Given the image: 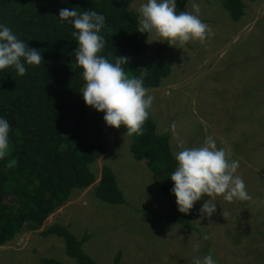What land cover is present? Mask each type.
<instances>
[{
  "label": "rangeland",
  "instance_id": "obj_1",
  "mask_svg": "<svg viewBox=\"0 0 264 264\" xmlns=\"http://www.w3.org/2000/svg\"><path fill=\"white\" fill-rule=\"evenodd\" d=\"M144 0H135L136 10ZM200 19L210 29L204 41L170 46L149 34L147 48L131 62L146 66L161 57L171 65L154 97L150 115L157 134L168 133L172 153L215 140L229 160H237L236 175L244 180L249 199L225 201L215 197L211 217L199 211L209 197L195 202L193 226L167 223L169 205L147 169L133 158L124 126L102 123L109 142L105 155L91 165L97 178L103 165L116 175L125 203L109 204L94 194L97 181L73 190L69 200L43 223L28 224L15 239L0 246V264H41L53 258L75 264L62 238L42 236L54 223L77 238L88 235L85 253L100 264H112L121 251L122 264H193V257L211 252L218 264H264V0L245 1V14L233 21L220 0H196ZM186 0L181 11H193ZM175 128H172V125ZM210 238L204 240L203 236ZM199 245V252L194 251ZM207 249L205 250V248Z\"/></svg>",
  "mask_w": 264,
  "mask_h": 264
},
{
  "label": "trees",
  "instance_id": "obj_2",
  "mask_svg": "<svg viewBox=\"0 0 264 264\" xmlns=\"http://www.w3.org/2000/svg\"><path fill=\"white\" fill-rule=\"evenodd\" d=\"M134 1L0 0V23L10 26L18 38L28 43L30 49L38 50L43 58L39 66L26 64L23 76L17 75L14 68L0 71V116L11 125L12 145L10 154L0 160V246L15 239L28 224L43 225L69 200L73 190L85 189L97 179L94 194L98 199L115 205L125 203L111 167L103 165L99 178L91 169L109 148L108 140L100 136L104 113L83 101L84 81L82 69L75 61L74 29L68 21L60 20L58 13L68 8L91 9L105 15L106 26L101 34L106 45L100 54L112 61L115 56L126 57L127 64L122 66L126 73L143 77L147 89L157 88L169 76L170 63L163 57L146 66L129 60L147 48L148 34L136 31L138 13L130 9ZM245 1L257 0H220L233 21L244 16ZM185 2L176 0L177 11ZM129 138L133 158L146 160L155 184L167 198L169 208L162 214L165 221L196 230V204L189 214L180 213L171 192L173 182L168 178L176 161L169 134H157L156 123L149 115L142 135ZM12 159L16 164L8 167ZM41 235L62 238L66 254L75 264H100L83 250L88 235L79 239L58 223L45 228ZM40 263L64 264L53 258H41ZM112 264H122L121 251Z\"/></svg>",
  "mask_w": 264,
  "mask_h": 264
},
{
  "label": "clouds",
  "instance_id": "obj_3",
  "mask_svg": "<svg viewBox=\"0 0 264 264\" xmlns=\"http://www.w3.org/2000/svg\"><path fill=\"white\" fill-rule=\"evenodd\" d=\"M192 9L191 12L177 11L176 0H144L136 9L139 17L136 31L154 34L160 37L159 41L175 47L190 40L204 41L210 29L200 19L196 0H193ZM58 18L68 21L74 29L72 36L77 43L75 61L82 69L84 85L81 94L85 104L103 112L108 126L120 128L123 125L127 135H142L154 97L148 95L143 77L126 73L122 67L127 64L126 57L115 56L112 61L100 54L106 45L101 34L106 26L105 15L91 9L77 11L64 8L59 10ZM42 61L38 50L30 49L10 26L0 23V71L14 68L17 75L23 76L26 64L39 66ZM172 128H175L174 124ZM10 131L9 121L0 116V160L10 154ZM174 160L176 167L168 179L173 182L171 192L176 197L180 213L189 214L203 195L209 198L199 211L206 217H211L216 211L217 196L228 202L249 199L244 180L236 175L239 162L229 160L226 151L218 148L211 137L206 138L202 146L183 148L174 153ZM15 164L16 160L12 159L7 166ZM209 238L208 235L203 236L204 240ZM194 251L199 252V245ZM193 264L218 262L209 252L194 256Z\"/></svg>",
  "mask_w": 264,
  "mask_h": 264
}]
</instances>
